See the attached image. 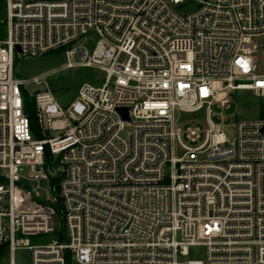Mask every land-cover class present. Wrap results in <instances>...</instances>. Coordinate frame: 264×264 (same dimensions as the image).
<instances>
[{
  "label": "built area",
  "instance_id": "2783aa9c",
  "mask_svg": "<svg viewBox=\"0 0 264 264\" xmlns=\"http://www.w3.org/2000/svg\"><path fill=\"white\" fill-rule=\"evenodd\" d=\"M184 1L0 0L9 264L17 249L30 264H264V0H192L180 13ZM91 32L89 50L78 41ZM57 50L65 67L102 71L101 85L82 83L63 105L45 74L14 77L17 56ZM238 90L262 99V115L237 120L229 140L221 109ZM199 110L206 127L182 129V115ZM40 235L51 239L30 243ZM194 247L201 256L188 257Z\"/></svg>",
  "mask_w": 264,
  "mask_h": 264
},
{
  "label": "rangeland",
  "instance_id": "374dc122",
  "mask_svg": "<svg viewBox=\"0 0 264 264\" xmlns=\"http://www.w3.org/2000/svg\"><path fill=\"white\" fill-rule=\"evenodd\" d=\"M196 8V3L192 0L184 1L176 6L180 13H188ZM97 40L95 33L91 32L85 35V38L80 39L78 42L82 43L86 48L91 50ZM258 45L264 44V35L255 38ZM66 57L62 50L53 51L42 56L26 57L17 56L13 74L14 77L21 79H29L36 74L43 73L46 76V82L49 89L52 91L60 104L67 105L74 97L79 86L84 83H91L94 85H101L104 79V73L96 67H86L73 65L65 67ZM259 70L264 72V58L259 61ZM25 88L33 93L34 91H42L45 89L43 84L34 85L27 84ZM231 101L227 107L221 109L225 119L224 132L229 140L234 136L233 124L237 120L242 119H255L262 115L261 112V98L255 96L251 91L238 90L230 93ZM182 118L187 119L185 123L181 124L182 129L186 126H199L200 128L206 127L204 119V111L199 110L194 113L182 115ZM132 131L131 125H126L119 133L120 137L127 138ZM189 145H192L189 143ZM180 150H176L175 155L179 156ZM30 243H43L49 242V235H40L38 237H30ZM201 247H194L190 250L188 257L201 256ZM14 261L16 264H30L31 256L28 249H17L13 253ZM10 254L8 251L0 253V264H9Z\"/></svg>",
  "mask_w": 264,
  "mask_h": 264
},
{
  "label": "trees",
  "instance_id": "16d2710c",
  "mask_svg": "<svg viewBox=\"0 0 264 264\" xmlns=\"http://www.w3.org/2000/svg\"><path fill=\"white\" fill-rule=\"evenodd\" d=\"M57 51H59V50H57ZM23 100H24L23 111L25 112V114L28 117L30 128L36 136H40L36 117H35V105L33 102V98L27 92L24 91V99ZM0 253H2V248H0Z\"/></svg>",
  "mask_w": 264,
  "mask_h": 264
},
{
  "label": "water",
  "instance_id": "95a60500",
  "mask_svg": "<svg viewBox=\"0 0 264 264\" xmlns=\"http://www.w3.org/2000/svg\"><path fill=\"white\" fill-rule=\"evenodd\" d=\"M16 49H18V47H16ZM118 110L121 113L122 117L124 119H127L126 109L125 108H119Z\"/></svg>",
  "mask_w": 264,
  "mask_h": 264
}]
</instances>
